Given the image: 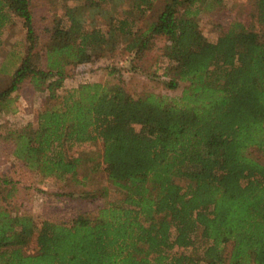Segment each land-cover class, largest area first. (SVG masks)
<instances>
[{"label":"trees","instance_id":"obj_1","mask_svg":"<svg viewBox=\"0 0 264 264\" xmlns=\"http://www.w3.org/2000/svg\"><path fill=\"white\" fill-rule=\"evenodd\" d=\"M155 1L63 0L37 49L32 0H0V47L18 18L28 44L0 88V117L21 111L26 83L47 94L35 123H0V143L44 180H70L96 160L70 150L99 142L92 170L104 165L121 193L95 213L39 222L12 209L17 182L0 175V264H264V161L251 154H264V0H251V21L221 24L216 40L201 13L224 11L226 0H166L143 25ZM160 37L174 64L164 82L185 83L180 99L134 96L120 81L59 92L68 65L122 43L137 69Z\"/></svg>","mask_w":264,"mask_h":264},{"label":"rangeland","instance_id":"obj_2","mask_svg":"<svg viewBox=\"0 0 264 264\" xmlns=\"http://www.w3.org/2000/svg\"><path fill=\"white\" fill-rule=\"evenodd\" d=\"M72 5L76 0H65ZM63 0H32V8L35 16L37 33L40 36L37 49H41L48 38V29L54 15L61 11ZM166 0H156L155 9L143 20L147 25L155 19L156 12L164 6ZM251 0H226V9L214 13H201V25L207 37L216 40L220 35L221 24L227 25L236 16L245 22L251 21L249 16ZM59 8V9H58ZM251 13V12H250ZM99 25L104 26L107 22L105 17L100 18ZM27 33L21 19H17L4 30V43L0 47V88L4 89L10 84L13 72L20 65L23 56L27 53ZM165 39L160 37L152 49L146 51L144 57L135 62L137 69L129 62L130 54L125 50L124 44H119L116 51L111 54H102L99 51L93 55L89 62L83 64H70L66 68L64 89L76 87L84 82L94 81H120L134 96L152 92L168 99H180L185 83L177 89L167 87L169 79L166 72L168 67L174 64L165 56ZM134 64V63H133ZM19 102L21 111L13 115H3L0 123L9 125L11 128H22L36 121L38 110L42 107L44 92L34 91L32 85L26 83L20 91ZM140 129V125H137ZM5 130V129H3ZM2 132V130H0ZM0 175L13 179L17 182V191L11 202L12 209L20 212L31 213L37 221L46 218L68 221L74 215L82 212H97L108 201L121 195L107 179L104 165L99 170L93 171V163H101L98 151L102 148L99 142H88L77 145L70 150L73 156L95 157L94 162H83L79 174L70 180L47 179L37 171H30L20 161L16 160L11 153L9 142L0 143ZM251 154L257 155L264 161V154L252 150ZM88 174L91 178H84ZM82 183L81 181H84ZM96 191L97 197L85 191ZM105 191L108 193L104 195ZM89 197V198H88Z\"/></svg>","mask_w":264,"mask_h":264}]
</instances>
